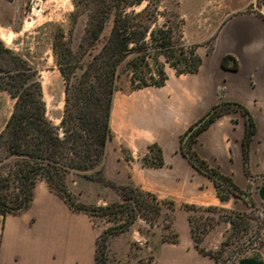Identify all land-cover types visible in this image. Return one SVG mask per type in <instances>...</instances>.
<instances>
[{
	"label": "crops",
	"instance_id": "1",
	"mask_svg": "<svg viewBox=\"0 0 264 264\" xmlns=\"http://www.w3.org/2000/svg\"><path fill=\"white\" fill-rule=\"evenodd\" d=\"M195 1H213L209 11L226 17L208 33L186 28L185 43L194 45L201 59L198 71L177 75L166 66L164 85L119 90L110 113L113 138L106 156L113 154L120 171L136 187L174 206L171 230L177 242L160 246L158 256L164 264H216L194 246L188 207L248 209L242 198L221 201L214 182L180 151L181 136L222 102L242 105L254 122L247 163L246 117L240 111L218 116L197 135L193 150L264 208V5L257 0ZM225 56L234 59L227 68L222 66ZM234 61L236 70L231 69ZM153 145L161 150L159 167L143 163ZM75 236L70 207L40 181L26 210L0 215V264H70ZM84 248L79 250L82 256ZM232 264H264V238L261 247L247 250Z\"/></svg>",
	"mask_w": 264,
	"mask_h": 264
},
{
	"label": "trees",
	"instance_id": "2",
	"mask_svg": "<svg viewBox=\"0 0 264 264\" xmlns=\"http://www.w3.org/2000/svg\"><path fill=\"white\" fill-rule=\"evenodd\" d=\"M143 0H80V7H88V23L85 35L74 49L63 42L62 31L53 37L52 52L58 70L65 81L63 109L59 123L54 124L47 116L46 102L43 98L41 82L37 71L23 59L0 42V91L6 92L14 101L11 113L0 131V215L17 214L26 210L33 199L34 189L40 181L58 194L74 211L87 215L92 222H105L109 226L95 242V264H145L117 259L110 249L111 238L128 230L142 218L153 224L164 222V228L171 231L174 209L172 202L159 201L153 194L136 187L132 182L118 186L103 176V162L106 147L112 140L110 113L119 82L123 75L129 77L131 89L164 85L167 74L166 65L177 75L198 71L201 64L195 48L189 52L181 46L171 44L170 30L163 28L150 30L147 23L138 21L133 9ZM77 4V5H76ZM131 10H128V9ZM111 20L109 34L95 50L83 55L85 45L95 46L102 32ZM147 34L151 43L145 41ZM163 58V61L160 60ZM231 56H225L222 66L227 68ZM80 69L79 74H75ZM231 69L236 70L234 61ZM240 111L246 117L243 138L244 162L247 163L249 144L255 132V125L247 110L238 103L222 102L206 113L210 116L187 136L193 126L181 136L180 151L194 168L208 176L217 190L221 201L231 197L242 198L240 191L229 177L211 168L193 150L197 135L209 126L218 116ZM150 154L143 158L148 166L162 165L161 150L156 145L149 147ZM217 176L221 183L213 178ZM81 178L101 182L112 187L120 196L121 202L106 205L80 202L69 190V178ZM234 190L238 192L235 193ZM246 194V193H244ZM249 212L230 211L227 217L233 232L247 231L248 219L252 218L255 203ZM192 214L188 217L194 246L200 252L196 229L206 226L196 222V214L223 211L218 207H188ZM205 233L203 229L200 234ZM256 240L259 235L254 237ZM255 240V241H256ZM252 239L245 242L234 255V262L241 254L261 247ZM177 242V236L172 243ZM224 243H222L223 245ZM213 254V253H212ZM214 260H217L216 256Z\"/></svg>",
	"mask_w": 264,
	"mask_h": 264
},
{
	"label": "rangeland",
	"instance_id": "3",
	"mask_svg": "<svg viewBox=\"0 0 264 264\" xmlns=\"http://www.w3.org/2000/svg\"><path fill=\"white\" fill-rule=\"evenodd\" d=\"M76 1L80 0H0V42L4 48L27 60L37 71L46 102L47 116L54 124L59 123L63 109L65 81L53 57L52 42L54 35L60 30L63 34V42L74 49L78 48L88 23L86 14L88 7H80L79 13L74 15L78 10V6H75ZM257 2L264 5V0H257ZM212 5H215L213 1L143 0L133 9L137 13L141 12V15L137 17L138 21L147 23L150 30L161 28L170 30L171 44L175 47L182 45L184 51L189 52L194 45L185 43L188 39L185 35L186 28H196L208 33L218 22L226 18L213 15L209 11ZM110 28L111 20L107 22L100 41L94 47L85 45L82 54L86 55L87 51L99 47L101 41L109 34ZM145 41L151 43L148 34ZM160 60L163 61V58L160 57ZM79 73L80 69L76 70L75 74ZM119 87L120 90L131 88L128 76L121 77ZM13 103L14 101L6 92L0 91V131L11 113ZM102 173L106 180L118 186L130 182L125 173L120 171V166H117L112 153L108 157L105 156ZM69 190L76 199L85 204L101 206L122 201L112 187L92 180L70 177ZM246 194L252 202L250 194ZM250 210L251 207L248 206L247 210L239 212ZM230 211L234 210L223 209L215 213L196 214V222L206 224L205 227L198 226L196 229V235L199 237L198 247L204 252L197 250L200 254L212 259L214 257L210 254L216 256V264H232L234 255L245 242H250L252 239L255 241L254 237L257 235L262 240L264 238V208L262 206L255 204L253 216L247 221L246 232L232 231L227 219ZM70 215L74 217L76 231L75 253L73 256L70 255L72 260L70 264H95L96 239L109 224L103 221L94 223L87 215L71 208ZM203 229L205 233L200 234ZM176 236L172 230L168 231L164 228L162 220L150 224L142 218H137L128 230L111 238L110 249L115 257L122 261L135 263L141 260L145 264H164L161 255L158 256V250L163 244H171ZM258 239L255 241L256 244ZM216 241H219L217 247H215ZM82 245L85 247L84 256L79 254Z\"/></svg>",
	"mask_w": 264,
	"mask_h": 264
},
{
	"label": "water",
	"instance_id": "4",
	"mask_svg": "<svg viewBox=\"0 0 264 264\" xmlns=\"http://www.w3.org/2000/svg\"><path fill=\"white\" fill-rule=\"evenodd\" d=\"M210 114H211V113L207 114V115H206L205 117H203L199 122H197V123L193 126V128L190 130V132L187 134V136H188L189 134H191V133L193 132V130H195V129L198 128L201 124H203V123L206 121V119L210 116ZM213 178H214L215 180L221 182V183H224V181H223L222 179H220L219 177H217V176H215V175L213 176ZM233 191H234L235 193L238 194V192H237L236 190L233 189ZM239 195H240V197H242V199H244V200L248 203L249 206L252 205V202H251V200L249 199V197H248L247 194L239 193Z\"/></svg>",
	"mask_w": 264,
	"mask_h": 264
}]
</instances>
